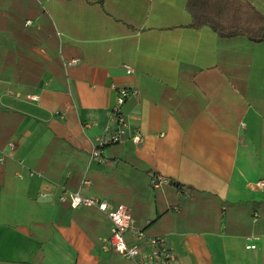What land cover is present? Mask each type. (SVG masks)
<instances>
[{
  "label": "crops",
  "instance_id": "crops-1",
  "mask_svg": "<svg viewBox=\"0 0 264 264\" xmlns=\"http://www.w3.org/2000/svg\"><path fill=\"white\" fill-rule=\"evenodd\" d=\"M185 2L0 0V264H132L63 189L125 205L172 264H264V41L193 29ZM113 88L142 139L96 161Z\"/></svg>",
  "mask_w": 264,
  "mask_h": 264
},
{
  "label": "built area",
  "instance_id": "built-area-1",
  "mask_svg": "<svg viewBox=\"0 0 264 264\" xmlns=\"http://www.w3.org/2000/svg\"><path fill=\"white\" fill-rule=\"evenodd\" d=\"M76 59L70 60L68 66L75 65ZM126 74L132 72L130 66L124 65ZM115 88H113L114 90ZM116 97L113 108L110 113L109 123L105 131L109 134L102 135L98 139L97 148L92 152V159L101 161L100 148L105 144H116L121 142L128 136L135 142L139 143L142 139V134L138 130L128 134V121L123 114V104L129 98H136L138 91L133 88H117L115 89ZM36 175L42 178L41 172L31 171L29 176ZM170 181L162 176H155L151 180V186L154 189H159L164 184H169ZM253 186L258 191H264V181L259 180ZM58 199L59 203H67L72 209L77 207H96L102 213H105L110 221L109 235L105 239L104 246L110 248L118 256L132 262V264H172L175 261L174 254L167 245L163 237L146 236L131 218L130 211L125 205L118 204L113 206L107 201H101L94 198H85L78 192H70L63 189ZM254 247V246H248Z\"/></svg>",
  "mask_w": 264,
  "mask_h": 264
},
{
  "label": "trees",
  "instance_id": "trees-1",
  "mask_svg": "<svg viewBox=\"0 0 264 264\" xmlns=\"http://www.w3.org/2000/svg\"><path fill=\"white\" fill-rule=\"evenodd\" d=\"M185 4L193 29L210 27L220 39L264 41V15L243 0H186Z\"/></svg>",
  "mask_w": 264,
  "mask_h": 264
},
{
  "label": "water",
  "instance_id": "water-1",
  "mask_svg": "<svg viewBox=\"0 0 264 264\" xmlns=\"http://www.w3.org/2000/svg\"><path fill=\"white\" fill-rule=\"evenodd\" d=\"M39 202H47V201H49V198H45V197H41V198H39V200H38Z\"/></svg>",
  "mask_w": 264,
  "mask_h": 264
}]
</instances>
